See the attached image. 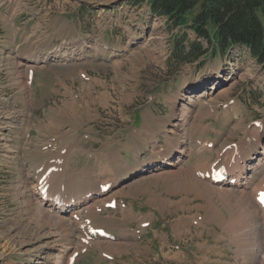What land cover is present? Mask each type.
I'll return each instance as SVG.
<instances>
[{"label": "rangeland", "instance_id": "1", "mask_svg": "<svg viewBox=\"0 0 264 264\" xmlns=\"http://www.w3.org/2000/svg\"><path fill=\"white\" fill-rule=\"evenodd\" d=\"M148 12L140 0H0V129L9 123L0 131V264H27L23 247L44 238L49 252L32 260L42 255L48 264L263 263L264 213H255L254 235L235 209L246 188L218 200L197 178L219 154L234 150V163L240 149L256 146L263 68L241 47L169 68L176 32ZM59 53L67 56L54 59ZM205 77L219 78L222 95L209 104L204 94L216 80L200 86ZM170 152V166L158 164ZM257 159L247 158L253 195L264 187ZM50 167L61 174L50 178L51 191L66 198L113 180L110 195L94 200L97 214L80 211L110 236L70 260L84 231L67 214H47L52 208L33 190L35 173Z\"/></svg>", "mask_w": 264, "mask_h": 264}, {"label": "trees", "instance_id": "2", "mask_svg": "<svg viewBox=\"0 0 264 264\" xmlns=\"http://www.w3.org/2000/svg\"><path fill=\"white\" fill-rule=\"evenodd\" d=\"M174 33L169 68L220 56L236 47L249 51L264 71V0H140ZM187 31L194 34L190 39Z\"/></svg>", "mask_w": 264, "mask_h": 264}, {"label": "bare ground", "instance_id": "3", "mask_svg": "<svg viewBox=\"0 0 264 264\" xmlns=\"http://www.w3.org/2000/svg\"><path fill=\"white\" fill-rule=\"evenodd\" d=\"M78 47V46H77ZM75 52H76V49L74 50V51H72V53L71 54H75ZM51 55V54H50ZM51 56H53V55H51ZM62 56H64V57H66L67 56V54L66 53H59V54H56V55H54L53 56V58L54 59H59V60H61L63 57ZM48 57H50L49 55H47V57H44L42 60L43 61H45ZM40 60H41V58H39ZM36 60H38V57L36 58ZM207 80L208 81H211L212 82V80L213 79H207V77H205V79H203L202 81H200V83H198L200 86L202 85V84H204L205 85V87H208V86H206V83H207ZM215 80H216V83L213 85V87L211 88V90H210V92L208 91V93H205L204 94V100L206 101V100H209L210 102H207L208 104L209 103H211L212 101H215L217 98L219 99V97H221L222 95L220 94V95H217L218 94V91H220L219 89H218V83H219V78L218 77H216L215 78ZM215 80H213V82L215 81ZM228 85H226L225 87H227ZM228 88V87H227ZM227 88H222L223 90H226ZM204 91H207V89L206 90H204ZM215 93H216V95H215ZM220 93H222V92H220ZM193 97H192V95H190V96H188V98H185V101H187V102H193V99H192ZM184 121H187L186 119H185V117H184ZM173 123V121L171 122V124ZM173 125V124H172ZM180 125H181V123H180ZM1 126H2V129H0V131L1 132H6L8 129H9V123L8 122H6V121H4V120H2V122H1ZM175 126H177V125H175ZM181 127H182V125H181ZM172 129H174V128H172ZM181 129V128H180ZM172 132H173V130H172ZM179 132H180V130L177 132L178 134H177V136L180 138V136H179ZM174 134H176V133H174ZM256 135H258V134H256ZM186 142V141H185ZM264 130H263V132L258 136V141H257V143H256V146H253L252 148H251V151L250 150H243L242 152H241V150H240V157H238L237 159H236V162H235V165L231 168V169H229L228 167H227V172H228V170H229V173L233 176L232 178H236V179H238V185L236 186V187H234V188H230V187H225V186H223V185H213L209 180H205V182L209 185V187H210V189H212V190H214V195L217 197V199L218 200H225L226 198H227V201L231 198V196H234V190L233 189H238V188H241V187H245V188H247L248 189V186H249V181H248V178H247V176L250 174V172H252V171H254V168L252 167V165H251V163H252V161H248L247 160V158H254L255 159V157H258V159H257V161H259V164H261L262 166L261 167H263V165H264ZM241 147H239L238 148V150L240 149ZM201 151V150H200ZM205 151H207V149L205 148ZM262 151V152H261ZM10 152V151H9ZM234 154V150H230V151H227L225 154H223V155H221V154H219V156H218V165H219V167H221V166H223V165H225L226 163L225 162H229L232 158H230L232 155ZM179 155H182V153H179ZM162 156V155H161ZM174 157V152H170V153H167V155L165 154V156L164 157H161L160 159L161 160H165L166 161V164H167V166L168 165H170L171 164V162H172V158ZM180 158H182V156L180 157ZM262 158V159H261ZM60 159V158H59ZM225 160V159H229L228 161H223V160ZM182 160V159H181ZM157 161V160H156ZM164 161V162H165ZM158 164H159V160H158ZM179 164V163H178ZM252 164H254V163H252ZM177 165V164H176ZM255 165V164H254ZM258 165V164H257ZM164 166V165H163ZM227 166V165H226ZM61 167V166H60ZM59 168V167H58ZM202 169V168H201ZM48 170V169H47ZM46 170V171H47ZM184 170V169H183ZM46 171L44 172V174L46 173ZM60 171V170H59ZM213 171H216V170H211V169H209V170H199V172H201V173H209V174H211ZM56 172H58V171H56ZM165 173V172H164ZM197 173V172H196ZM36 174V178H38V180H37V183H38V181L41 179V177L42 176H44V174L42 175H39V174H37V173H35ZM55 173H53L52 175V179L54 178V180L56 181L58 178H60L61 177V174L60 173H58V174H55ZM177 174V171H174V172H168V175L169 176H173V175H176ZM28 176L29 177H31L30 176V170L28 171ZM177 176V175H176ZM34 177V176H33ZM163 177H166L165 175L163 176ZM195 177V176H194ZM193 177V178H194ZM51 178V177H50ZM197 178H200V177H197ZM264 179V178H263ZM109 182H111L110 184H104V183H109ZM200 182V181H199ZM198 182V183H199ZM202 182V181H201ZM36 183V185L34 186L33 185V190H34V192L36 193V194H38V191H39V186H38V184ZM112 183H113V180H112V178H108L106 181H104V182H102V184H101V187H112ZM65 186H66V184L65 183H63ZM104 184V185H103ZM203 185V184H202ZM37 186H38V189H37ZM257 186V185H256ZM256 186H254V187H256ZM100 187V188H101ZM114 187V186H113ZM202 187H204V186H202ZM254 187H252V188H254ZM60 188H61V186H59L58 187V190H60ZM205 188H207V187H205ZM252 188H250L249 189V191H251V189ZM204 189V188H203ZM247 189H239V191H241V193H240V195H238L237 194V200L235 201V203L237 202V203H239V204H241L240 205V207L239 208H235L236 209V211L241 215V217H240V219H239V221L242 223V224H246L247 223V229H246V231H250V232H252L251 234H254V235H256L257 233H258V231H256L257 229H254L253 228V225L252 224H255V223H253L254 222V219H255V213H256V211L257 212H263L264 213V206L263 205H259L258 203H257V199H258V195L260 194V193H262V192H264V187H263V189L261 188V190H259V191H256L255 192V195H253V193L252 192H249ZM208 190V189H207ZM211 190V191H212ZM100 191V190H99ZM112 192V191H111ZM110 192V193H111ZM93 193H96V192H93ZM110 193H108L109 195H110ZM232 193H233V195H232ZM88 194H90V193H86L83 197H85V196H87ZM92 194V193H91ZM109 195H107L106 197H104V199L105 198H107ZM98 196L99 197H103L104 195L103 194H101L100 192H98ZM38 197H39V199H40V201L43 203V204H49L47 207L49 208H52V209H50V210H48V212H47V214H49V215H51V216H59V214L62 216V217H65L66 215H64V214H68V213H70V215H69V218H73L75 221H74V224L73 225H75V224H79L80 226H79V232H80V230L81 231H84V232H80L79 233V235L76 237V246H77V249H74L75 251L74 252H72L71 254L72 255H70V258H69V260L71 259V258H73V257H75L76 255L78 256V255H80L82 252H83V250L85 249V247H86V244H87V242H88V240H90V236L92 235V236H96V237H99V233H101L102 231H100V230H102V229H99V230H96V231H94V229L90 226V224L89 223H86V222H83V221H80V220H82V214H80V211H85L86 210V212H87V214H93V215H95V214H97L101 209H98L99 207L101 208V205H99L97 202H94V200H96V197H90V198H84V199H82V200H80L79 202H75V203H72V202H65V203H67L65 206H72L71 207V209H67V210H69V211H67L66 209H63L62 207L60 208L59 206H56V204L55 203H53L52 201H51V196L47 199V201L46 202H44V200H43V196H42V194L40 193L39 195H38ZM253 197L255 198L254 200H253ZM213 198V197H212ZM234 198V197H233ZM98 199V198H97ZM210 199V198H209ZM216 199V200H217ZM232 200V199H231ZM212 201H213V199H212ZM226 201V203H228ZM234 202V201H233ZM111 202H105L104 203V207H106V206H108V205H111L110 204ZM223 204H225V203H223ZM228 205V204H227ZM235 205V204H234ZM243 205V206H242ZM257 206V207H256ZM228 207V206H227ZM235 207H237V206H235ZM98 209V210H97ZM255 210V211H254ZM259 210V211H258ZM231 211H232V209H231ZM78 212V213H77ZM259 212V213H260ZM261 214V213H260ZM58 218V220L60 221V220H67V222H71L72 220H69V219H61V218H59V217H57ZM65 218H67V217H65ZM249 220H252L251 221V223L250 222H247V221H249ZM257 223V222H256ZM260 223V222H259ZM262 230H263V228H262ZM247 233H249V232H247ZM263 234H264V231H263ZM45 239V240H44ZM44 239H38V240H36L35 242H33V243H27L26 244V246H24L23 248H25L26 247V253H29L28 254V256H27V258H26V263L27 264H48V262H46V258H44L42 255L41 256H37V257H35L33 260H32V257L34 256V254H36V253H39V252H43V247H46L45 249H46V252H49V250H48V246H47V243L48 242H46V238H44ZM101 243H104L103 241H101ZM38 246V248L35 250V248ZM40 246L42 247V249L40 248ZM34 249V251H32ZM64 250H59V254H61L62 252H63ZM262 264H264V260H263V263Z\"/></svg>", "mask_w": 264, "mask_h": 264}, {"label": "snow or ice", "instance_id": "4", "mask_svg": "<svg viewBox=\"0 0 264 264\" xmlns=\"http://www.w3.org/2000/svg\"><path fill=\"white\" fill-rule=\"evenodd\" d=\"M259 199H260V202H261L262 204H264V194H261V196L259 197Z\"/></svg>", "mask_w": 264, "mask_h": 264}]
</instances>
